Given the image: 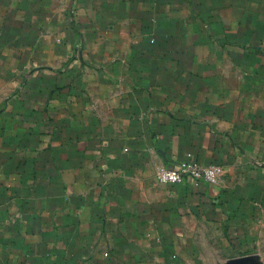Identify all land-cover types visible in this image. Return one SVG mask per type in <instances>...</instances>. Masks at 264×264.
Wrapping results in <instances>:
<instances>
[{
	"label": "crops",
	"instance_id": "crops-1",
	"mask_svg": "<svg viewBox=\"0 0 264 264\" xmlns=\"http://www.w3.org/2000/svg\"><path fill=\"white\" fill-rule=\"evenodd\" d=\"M263 223L264 0H0V264L246 262Z\"/></svg>",
	"mask_w": 264,
	"mask_h": 264
},
{
	"label": "built area",
	"instance_id": "built-area-1",
	"mask_svg": "<svg viewBox=\"0 0 264 264\" xmlns=\"http://www.w3.org/2000/svg\"><path fill=\"white\" fill-rule=\"evenodd\" d=\"M73 25V17L69 20ZM224 176V169L220 166L203 167L192 161H182L171 168H163L158 171L156 180L162 185L180 186L192 184L215 186Z\"/></svg>",
	"mask_w": 264,
	"mask_h": 264
},
{
	"label": "rangeland",
	"instance_id": "rangeland-1",
	"mask_svg": "<svg viewBox=\"0 0 264 264\" xmlns=\"http://www.w3.org/2000/svg\"><path fill=\"white\" fill-rule=\"evenodd\" d=\"M254 238L252 255L248 258V261L244 262L242 258L230 256L227 264H235L236 262L239 264H264V223L260 224L257 231L254 232Z\"/></svg>",
	"mask_w": 264,
	"mask_h": 264
},
{
	"label": "water",
	"instance_id": "water-1",
	"mask_svg": "<svg viewBox=\"0 0 264 264\" xmlns=\"http://www.w3.org/2000/svg\"><path fill=\"white\" fill-rule=\"evenodd\" d=\"M235 264H239L238 262H236Z\"/></svg>",
	"mask_w": 264,
	"mask_h": 264
}]
</instances>
